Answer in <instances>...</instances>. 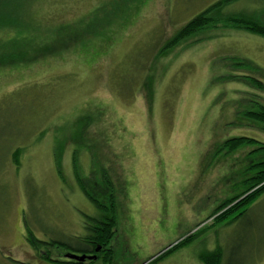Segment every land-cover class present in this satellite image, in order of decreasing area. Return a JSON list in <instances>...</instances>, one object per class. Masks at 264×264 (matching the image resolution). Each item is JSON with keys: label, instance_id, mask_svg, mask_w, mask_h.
I'll return each instance as SVG.
<instances>
[{"label": "rangeland", "instance_id": "1", "mask_svg": "<svg viewBox=\"0 0 264 264\" xmlns=\"http://www.w3.org/2000/svg\"><path fill=\"white\" fill-rule=\"evenodd\" d=\"M215 1L0 0V40L24 29L43 32L44 25L87 26L88 19L90 27L104 28L51 57L0 67V264H59L42 259L26 241L25 224L40 239L70 242L85 234L87 216L99 214L73 172V151L86 138L98 173L102 167L113 185V264H148L213 222L215 216L205 219L232 194L224 182L241 161V152H222L210 161L215 134L222 141L247 135L264 142L259 123L237 125V105L229 102L240 89L264 104V92L213 84L220 75L213 63L240 55L264 69V38L235 30L169 58L157 55L186 21ZM105 5L102 17L92 19ZM257 7L264 10V0H237L231 9ZM161 67L149 110L143 83ZM83 117L91 118L89 134L83 133ZM74 132L78 145L69 140L64 148L61 175L56 144ZM79 151L89 174L92 154ZM217 244L224 249L223 264H264V197L246 220L211 228L153 264H202L199 255ZM63 255L55 250L53 256Z\"/></svg>", "mask_w": 264, "mask_h": 264}, {"label": "trees", "instance_id": "2", "mask_svg": "<svg viewBox=\"0 0 264 264\" xmlns=\"http://www.w3.org/2000/svg\"><path fill=\"white\" fill-rule=\"evenodd\" d=\"M124 1V0H122ZM129 2L130 0H126ZM258 4L261 0H256ZM237 0H217L211 5L200 11L191 19L185 22L177 32L168 38L158 52V58H169L173 52L184 51L195 47L197 44L207 42L216 37L225 36V33H230L235 30H241L252 33L264 38V10L257 7L253 12L240 11L231 9ZM118 4L119 2H115ZM106 5L100 7V11L92 13V19L102 15L99 12L106 10ZM102 10V11H101ZM121 15V14H119ZM104 21V18H103ZM88 25H78L76 23L69 25H58L54 30L48 26L47 28H39V31L26 30L19 31L8 38L0 40V67L14 66L17 64L33 63L46 57H51L59 52L71 49L79 43L86 40L89 36L96 34L99 30L90 27L92 20L88 19ZM109 23V22H108ZM105 24V23H104ZM27 27V26H26ZM91 30V31H88ZM32 31V32H31ZM155 68H157L155 66ZM155 69L154 73H149L143 83L145 90L146 102L149 110H152L154 102L155 84L161 79V69ZM218 70H221L220 72ZM212 71L219 74L218 77H213V84L224 85L227 83L236 85H246L258 91L264 92V69L245 56L229 55L214 61ZM235 97L229 102L231 107L236 104L237 110L233 117L240 119L237 124L231 121L233 125L243 126L242 120L257 122L261 129L264 130V104L257 100L248 99L246 93L238 89ZM223 96L220 94V97ZM244 99V100H243ZM219 100V99H218ZM243 106V107H242ZM240 107H242L240 109ZM226 116V115H225ZM84 134L90 132L91 122L90 117H83ZM75 124V122H73ZM227 129V126H225ZM56 135H59L55 128ZM71 135L70 139L69 136ZM67 138L61 139L56 144V165L62 175L63 152L66 145H69V140L78 145L77 132L70 134ZM214 140L212 149V157L210 161H215L219 155L223 154H239V168L233 169L224 182V186L232 194L225 197L218 204L213 212L208 215L205 220L214 217L210 225H204L188 234L181 239L176 245L165 251L160 256H157L148 264H153L166 255L178 250L179 248L192 243L195 239L201 237L209 229L219 227L220 225H229L238 220H246L251 213L255 204H258L264 197V142L247 135L224 137L223 141L219 138ZM220 135V134H219ZM221 140V141H220ZM91 141L86 138L85 144L80 149L75 148L73 151V172L76 181L87 198L95 204L98 209L97 216H87L85 225V234L83 236H74L73 241L66 242L53 237L40 239L33 233L32 229L25 224L26 241L38 251L39 256L50 262L59 264H92L101 262L102 264H113V248L111 246L112 239L115 235L116 209L115 195L113 194V185L108 175L100 167H98L96 158L91 152ZM88 150L91 152V167L90 173L86 174L82 170L80 164L81 153L79 150ZM249 151L244 154L245 150ZM21 148L14 154V161L17 166H20ZM226 158V156H224ZM233 167L234 166H230ZM82 174H81V172ZM231 183V186L227 185ZM202 222L196 224L195 228L199 227ZM99 247V250L97 248ZM55 250H62L64 255L62 258H57L54 255ZM69 253L97 255V259L84 262H72L67 257ZM66 256L69 260L64 259ZM224 249L222 245H218L211 250H207L199 255L202 264H223Z\"/></svg>", "mask_w": 264, "mask_h": 264}, {"label": "water", "instance_id": "3", "mask_svg": "<svg viewBox=\"0 0 264 264\" xmlns=\"http://www.w3.org/2000/svg\"><path fill=\"white\" fill-rule=\"evenodd\" d=\"M179 241H177L176 243H174L173 245L169 246L166 250L170 249L171 247H173L174 245H176ZM97 250H99V247L97 248ZM166 250H164L163 252H165ZM162 253H160L159 255H161ZM158 255V256H159ZM67 257L79 262H84L85 260H95L97 259V255H87V254H76V253H69L67 254Z\"/></svg>", "mask_w": 264, "mask_h": 264}, {"label": "flooded vegetation", "instance_id": "4", "mask_svg": "<svg viewBox=\"0 0 264 264\" xmlns=\"http://www.w3.org/2000/svg\"><path fill=\"white\" fill-rule=\"evenodd\" d=\"M69 261H70V259H69ZM72 262H76V261H74V260H71ZM84 263H87V260L84 262Z\"/></svg>", "mask_w": 264, "mask_h": 264}]
</instances>
